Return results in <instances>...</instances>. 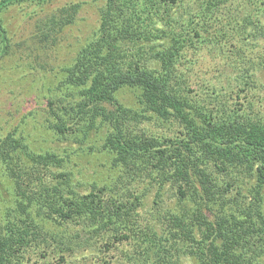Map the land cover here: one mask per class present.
Masks as SVG:
<instances>
[{"label":"trees","instance_id":"1","mask_svg":"<svg viewBox=\"0 0 264 264\" xmlns=\"http://www.w3.org/2000/svg\"><path fill=\"white\" fill-rule=\"evenodd\" d=\"M51 1L0 0V60L11 52L5 12L43 10ZM93 1L95 24L60 68L64 103L45 118L73 145L62 154L37 151L23 127L19 139L4 140L15 150L4 163L18 215L0 219V264H68L76 252L108 254L122 244L129 249L120 247L122 258L111 264H176L174 251L192 264H264V116L216 87L196 92L183 67L218 40L240 42L245 53L260 37L264 0ZM81 3L46 13L31 38L54 44ZM248 62L237 86L253 82ZM152 121L179 129L159 135L143 124ZM95 151L108 168L84 182L76 158ZM50 164L65 170L53 176ZM151 189L149 219L160 232L138 217ZM165 192L172 206L161 203ZM33 252L38 260L30 263Z\"/></svg>","mask_w":264,"mask_h":264},{"label":"rangeland","instance_id":"2","mask_svg":"<svg viewBox=\"0 0 264 264\" xmlns=\"http://www.w3.org/2000/svg\"><path fill=\"white\" fill-rule=\"evenodd\" d=\"M72 2H82L76 15V23L59 33L54 44L47 43L44 48L39 47V44L31 38L36 31V21L46 13L57 9V6ZM43 7V10L37 8L31 11V7L13 6L5 12L4 16L11 40L10 54L0 60V154L2 153V158L0 156V219L5 220L10 218V214L14 213V216L18 214H15L17 209L11 189L15 181L11 170L4 163L7 161L4 158L14 154L15 150L7 143V140H4L10 134L12 138L19 139V129L23 127L29 134L26 140L28 146L37 151L53 150L62 154L63 147L73 145L71 140L55 137L46 128L45 118L48 116L49 107L57 110L64 103H62L64 97L56 89L60 80V68L71 61L76 49L95 24L97 16V5L93 0H54ZM259 17L262 28L260 37L251 44H247L245 53L241 54L239 50L240 42L233 46L230 45V40L228 43L218 40L216 43L212 42L202 47L195 54H189L187 56L189 60L184 62L183 67L191 69L189 85L196 92L210 91L216 87L217 92H226L232 103L240 101L247 105L248 101H252L253 111L264 116V14L260 12ZM248 61L252 65L253 82L248 86H237L236 79L241 69L249 63ZM241 87L245 90L238 92L237 90ZM49 100L53 102L51 106L48 104ZM143 124L164 136L172 135L179 129L177 122L173 121H152ZM76 163L78 166L75 169H80V172L74 169L76 176L81 177L84 182L91 181L93 178L98 179L108 168L105 156L96 151L84 157H77ZM61 169L65 170V168L52 167L50 164L48 172L53 171L55 173L53 176H58ZM168 196L169 194L165 192L161 203L172 206L175 199ZM153 197L154 189H151L142 201L138 217L139 221L148 222L145 225L160 232L158 225L154 227L152 225L154 222L149 219L154 211ZM120 247L122 251L125 248L129 249L126 244ZM120 247L118 250L112 248L108 254L86 249L68 256L67 262L68 264H72V261H75L73 264H102L104 257L105 262L111 264L118 259L117 257L122 258L123 253ZM174 254L177 259L176 264H192V259L176 251ZM29 258L30 263L38 260L35 252ZM118 262L122 264L123 261L119 259Z\"/></svg>","mask_w":264,"mask_h":264}]
</instances>
